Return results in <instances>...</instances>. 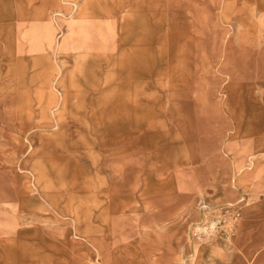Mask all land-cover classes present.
I'll use <instances>...</instances> for the list:
<instances>
[{
    "label": "rangeland",
    "instance_id": "374dc122",
    "mask_svg": "<svg viewBox=\"0 0 264 264\" xmlns=\"http://www.w3.org/2000/svg\"><path fill=\"white\" fill-rule=\"evenodd\" d=\"M252 138L264 0H0V264H264Z\"/></svg>",
    "mask_w": 264,
    "mask_h": 264
},
{
    "label": "crops",
    "instance_id": "0c3cea01",
    "mask_svg": "<svg viewBox=\"0 0 264 264\" xmlns=\"http://www.w3.org/2000/svg\"><path fill=\"white\" fill-rule=\"evenodd\" d=\"M221 150H222V148H217L216 150H214V153L211 154L212 155L211 157H215L214 163H217L221 167L228 165L229 168L233 169L235 174H236L235 169L237 167L243 166V164L247 163V161L249 162V165L251 167H254L256 164H263L264 165V142H260V139H258L257 142H255L254 138L251 139L250 144H249V150H248L249 152H251V158H249V160H247V159L241 160L240 157L238 159L230 160L227 157H225V155L223 154V152H221ZM197 159H198V164H197L196 169L194 170L195 175H199V173H201V168H202V165L200 162L201 160L199 159V151H197ZM163 163L164 164H161V167L164 168L163 170L165 172L167 171L166 173H170L169 175H170V177H172L171 166L166 164L165 162H163ZM170 177H168V178H170ZM251 185H249V184L237 185V191H238V194L241 195L242 192H245L247 189V192L249 193V197H251V201H253V203L250 206L251 210L256 211L260 207V205L258 206V203L256 200H258L260 197H257V195L250 196V193L251 192L260 193V191L259 190H252ZM248 187H249V189H251V191L248 190ZM211 193H213L214 195H218V194L222 195L223 194L222 191L219 189L215 190L214 192H211ZM240 199H243V198H240ZM243 201H244V199H243ZM249 202L250 201L247 200V204ZM247 210H248V207L244 206L241 208L240 213H239L240 221L235 228L236 235L234 236V240H235L234 248L236 249V251H241L242 248H244V246L247 244L250 246H254V247L255 246L261 247L264 245V229L258 228L259 226H257V225H255L254 228L247 227V225H246V215L248 213Z\"/></svg>",
    "mask_w": 264,
    "mask_h": 264
},
{
    "label": "bare ground",
    "instance_id": "6f19581e",
    "mask_svg": "<svg viewBox=\"0 0 264 264\" xmlns=\"http://www.w3.org/2000/svg\"><path fill=\"white\" fill-rule=\"evenodd\" d=\"M238 216V215H237ZM238 218L236 217V220H237ZM235 223H236V221H235ZM231 230L232 229H230V231L228 232V234H229V237H228V239L232 236V234H231Z\"/></svg>",
    "mask_w": 264,
    "mask_h": 264
},
{
    "label": "built area",
    "instance_id": "2783aa9c",
    "mask_svg": "<svg viewBox=\"0 0 264 264\" xmlns=\"http://www.w3.org/2000/svg\"><path fill=\"white\" fill-rule=\"evenodd\" d=\"M200 230H207V228L206 227H203V228H200Z\"/></svg>",
    "mask_w": 264,
    "mask_h": 264
}]
</instances>
